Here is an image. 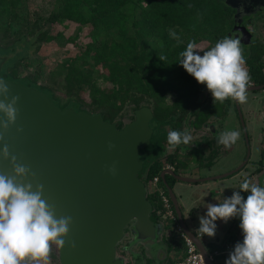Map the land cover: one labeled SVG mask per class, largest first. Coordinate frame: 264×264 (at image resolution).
Wrapping results in <instances>:
<instances>
[{
	"label": "trees",
	"instance_id": "obj_1",
	"mask_svg": "<svg viewBox=\"0 0 264 264\" xmlns=\"http://www.w3.org/2000/svg\"><path fill=\"white\" fill-rule=\"evenodd\" d=\"M26 4L27 0H0V57L4 58L1 78L40 91L61 109L73 105L77 111L97 113L103 121L114 123L116 129L126 123L121 115L123 110L131 120L133 110L146 107L151 113L149 123L158 132L167 129L160 140L152 135L151 144L155 139L167 142L169 131L182 132L184 126L194 133L198 122L215 110L213 103H203L202 84H197L180 66L179 54L189 41L214 46L225 38L231 10L223 0H53L52 9L41 26L37 19H29ZM71 26L87 29L82 35L84 41L79 42L75 33L64 36ZM170 29L175 30L182 43L170 38ZM48 41H63L64 49L75 52L64 63L66 71L61 90L66 100L62 104L49 87L36 85L29 77L17 76L20 62L30 60L41 44ZM160 55L166 59L159 60ZM62 67L56 66L57 74ZM246 67L250 81L259 83L258 61L249 56ZM54 75L51 72L48 77ZM81 92L85 93L86 101L79 97ZM166 95L173 96L168 105L164 104ZM211 146L207 164L217 154ZM164 160L174 169L188 162L176 160L174 154ZM160 171L156 158L144 164L142 161L136 177L145 188ZM164 180L170 188L175 182L167 175ZM158 186L164 189L160 180ZM145 198L151 208L149 220L162 226L160 238L166 252L163 263L174 264L182 257L183 244L172 231L164 237L166 227L159 222L161 205L156 194L145 192ZM238 235L242 242L240 230ZM234 239L235 236L225 237L221 244ZM221 246L211 245L209 250H221ZM171 251L175 253L174 259L168 258ZM54 258L59 264L57 250Z\"/></svg>",
	"mask_w": 264,
	"mask_h": 264
},
{
	"label": "water",
	"instance_id": "obj_2",
	"mask_svg": "<svg viewBox=\"0 0 264 264\" xmlns=\"http://www.w3.org/2000/svg\"><path fill=\"white\" fill-rule=\"evenodd\" d=\"M246 3L249 10L239 15V8ZM259 3L262 0H224L227 7L235 9L233 28L227 37L235 35L241 16L261 10ZM3 62L4 58L0 57V67ZM0 80L8 84L9 100L12 96L19 97L16 122L0 139V149L7 145L10 156L30 168L33 175L26 182L43 184L44 198L54 206L57 217L72 218L64 246L56 247L59 264H123L115 249L125 229L132 244L155 241L162 227L149 220L151 208L144 186L136 177L142 165L138 152L149 145V109L133 110V120L116 129L114 123L103 121L97 113L61 109L40 91L1 77ZM263 87L264 84L247 87L246 91ZM235 108L240 118L236 101ZM113 166L114 174L109 171ZM0 172L11 173L8 161L0 159ZM232 172L202 179L179 176L171 169L158 175L180 231L196 247L204 264L212 263L203 245L183 224L164 175L195 184L225 178ZM130 246L129 243L127 248Z\"/></svg>",
	"mask_w": 264,
	"mask_h": 264
},
{
	"label": "clouds",
	"instance_id": "obj_3",
	"mask_svg": "<svg viewBox=\"0 0 264 264\" xmlns=\"http://www.w3.org/2000/svg\"><path fill=\"white\" fill-rule=\"evenodd\" d=\"M171 39L182 43L175 30H169ZM197 44L189 41L180 52L179 64L197 84L206 86L213 101L233 99L247 101L246 89L250 74L239 39L226 37L209 50L197 51ZM164 61L166 56L160 55ZM9 87L0 80V139L15 124L18 96L8 99ZM20 131V129H17ZM239 138L237 131L219 134L217 143L226 149ZM190 132L172 130L167 134L169 150L190 145ZM113 147L109 145V148ZM0 159L9 162L10 174L0 172V264H49L52 246L62 248L70 231L72 218L57 217L55 208L44 198L43 184L30 181V168L10 156L7 145L0 149ZM113 174L115 167L109 169ZM248 193L243 197L241 193ZM238 217L243 240L237 243L225 264H264V187L244 179L238 191L217 204H208L199 218L198 232L208 237L215 235V221L227 222Z\"/></svg>",
	"mask_w": 264,
	"mask_h": 264
},
{
	"label": "rangeland",
	"instance_id": "obj_4",
	"mask_svg": "<svg viewBox=\"0 0 264 264\" xmlns=\"http://www.w3.org/2000/svg\"><path fill=\"white\" fill-rule=\"evenodd\" d=\"M52 4H53V0H27V4H26L27 16L31 21L32 19H37L38 25L41 26V24H43L42 23L43 19L52 9ZM258 19L259 18L255 17L252 20L258 21ZM252 30L255 32V34L258 33L257 28L255 26L252 28ZM86 32L87 29L84 28L77 29L76 27L71 26L69 32H66L64 36H66L68 33L71 34L75 33L77 39L80 42L81 40L83 41L85 40L84 38H82V35L85 34ZM63 47H64L63 41L44 42L43 44H41L38 51L34 53V56L30 60L21 61L18 67L16 68L18 77H29L31 80L35 82L36 85H41V86L43 85L49 87L52 90L53 95L57 98L59 104H62L66 100L65 94L61 90L63 87L62 76L65 74L66 71V66L64 63L65 62L68 63L69 59H71L75 55L74 51H72L67 47H65L64 49ZM211 47L213 46L205 44L204 42H198L196 50L203 53V51L209 50ZM57 65L63 66L61 68V71L59 70L58 74L56 73ZM51 72L54 73L55 75L52 78H49L48 75ZM207 93L210 94V92ZM246 95H247V101L245 103H240V111L245 121V128L250 140L248 164L244 169H246L249 165L252 164V162L255 161V159L258 158L257 145L259 143L264 145V95L260 91H258V93L256 94L248 93ZM79 97L86 101L84 92H81L79 94ZM172 100H173L172 95H166L164 98V104L168 105L171 103ZM53 103L56 104V106L58 105L54 101ZM82 108L86 109L84 106H82ZM66 109L77 111L73 105H69V107ZM121 115L124 121L127 122L129 120L128 116H126L125 110H123ZM205 119H207V117L203 118L202 121ZM226 120L227 121L225 122V126L227 127H225L224 130L228 129L229 131L239 132V138L237 139L235 144L232 145L230 152L228 154L226 153L223 154L222 157H220L219 159L217 158L218 160L214 161L215 163L210 168L203 169L200 168V166H198L196 162L197 160L196 158L199 157V155L198 152H196V150L194 149L193 143L191 142L192 143L190 144L191 148L188 149L190 158L189 160L186 159L188 160V162H186L184 166L179 167V170H177V175L193 178V179L209 178L227 173L232 169H234L235 167H237L242 162L245 154V147L239 125L236 122V117L233 114H230L229 111ZM149 124L150 126L153 127V124L151 123ZM184 127H182L183 131L186 129V127L185 128ZM188 131L190 132L193 140L195 137L193 135V132L191 130ZM156 142L157 140L155 139L154 141H152V144L149 143L147 147H145L142 150H139L138 152L139 158L141 161H143V164L144 162L153 160V158L157 156L159 152V147L156 144ZM246 171L248 170L246 169ZM238 177L239 178L243 177V174L239 173L234 177L232 176L231 180H228L226 183L221 181L227 179L228 176L225 178L206 181L197 184H187V183L175 181L174 187L172 188V192L175 198L178 200L179 203L178 207L181 213L183 224L190 232L196 235L197 233L196 227L199 228V218L206 214L207 205H208L207 199H209V197H212L211 190H214L216 185H227V183L229 185L230 183L232 184V182H234V184L241 182L239 181ZM257 181L259 182V185L261 187L264 185V173L262 176L257 177ZM204 183H207L210 186L211 190L206 192L201 188L200 191H196V192L190 191L193 189L192 187H194V185H200ZM201 193L204 194L206 193V195L203 196L204 198L199 202L195 203L194 205H190V207H193L194 210L190 209V207L188 208L183 207V203H189V201H187L188 196L190 197V199H195V197L198 195L200 196ZM244 197L246 198V196ZM186 205L188 204H185V206ZM195 209L198 210V213H196V217L194 216ZM239 222L240 221L238 217L229 219L227 223L226 222L224 223V221L222 222V220L215 221V225H216L215 235L213 237H208L207 235H203L202 238L201 237L199 238L201 239V243L203 244L206 253L211 254V250H209V245L213 243L215 240H221L223 235L232 236L234 230L239 229ZM222 223H224V225ZM163 226L166 225L163 223ZM226 227L227 228L230 227L229 231L223 232V230L226 229ZM125 231H126V235L121 240V242L119 243L116 249V255L117 257L119 256V258L122 257L121 259L123 261V264H133L134 261H136V264H164L163 261L166 257V252H165L164 244L161 240L159 241H157V239L155 241L145 240V241H138L132 244L131 235L128 233L127 229H125ZM166 233L167 232H165V234ZM237 236L240 238L239 235ZM164 237H166V235H164ZM127 238L130 239V244H131L130 256L124 255L119 252L121 246L128 240ZM223 247H224V243L222 245V248ZM55 251H56L55 245H53L50 253L49 264H58L56 259L54 258ZM168 258L170 259L175 258L174 251L173 252L171 251L168 254ZM228 258L229 256L222 255L218 257H213V260L215 264H225V261Z\"/></svg>",
	"mask_w": 264,
	"mask_h": 264
},
{
	"label": "flooded vegetation",
	"instance_id": "obj_5",
	"mask_svg": "<svg viewBox=\"0 0 264 264\" xmlns=\"http://www.w3.org/2000/svg\"><path fill=\"white\" fill-rule=\"evenodd\" d=\"M244 1L248 2L251 0H244ZM223 2H224V0H223ZM259 5L261 7L260 8L261 10L259 12L257 11L254 14H249L247 16H241V20L238 22V24L236 25L235 30H234L235 35L232 37V38H236V39L240 40L241 48H242V52H243V55L245 57V60L247 58H249V56H250V59H256L258 61V63L261 65V68H260L261 81L259 83H255L254 81L251 80V81H249V84L247 85V87L260 86V85L264 84V0H262V3H259ZM228 8L231 10V15H230L231 23H230V26L228 27V29L225 33V38L227 37V34L233 28V15L235 14V9L230 8V7H228ZM248 10H249V6H247V3H246V5H244L243 7L241 6L239 8V11H240L239 15L246 13ZM255 17L259 18L258 21H254L255 19L252 20ZM254 26L257 28V31H258L257 34H255V32L252 30V28ZM200 91H201L200 98L202 100H204L203 103L204 104L213 103L215 105V110L213 111L211 116L207 117V119L198 122V126L193 133V135L195 137L191 142L193 143V147L196 150V152H198V155H199V157L196 158L197 159L196 162H197L198 166H200V168H203V169L210 168L215 163L214 161H217L220 157H222L223 154H225V153L228 154L230 152L232 146L226 149L223 145H219L217 143V138H218L219 134L224 132V131H229L228 129L224 130V128L227 127V126H225V122L227 121L226 119H227L228 113L230 111V114H233L236 117V122L239 125L241 135H242V139L244 140L243 142H244V147H245V154H244V158H243L242 162L237 167H235L234 169L231 170L234 172H232L230 175H228V178H232V176L234 177V176L238 175L239 173L243 174V177H240L241 179L238 177L239 181H241V182H238L235 184V191L239 190L240 184L243 182L244 179H248L253 184L260 186L259 182L257 181V177L262 176L264 173V156H263L264 155V145L261 143H259L257 145L258 158L255 159V161L252 162V164L246 168L248 170V171H246V169H244V168L248 164L250 140H249V136L247 134L246 128H245V121H244L243 116H242L241 111H240V103L238 101H236L238 109H239V113H240V118H239L238 113L236 112V108H235V100L229 98V99H226L225 101H223L222 103L219 101L214 102L211 94L207 93L208 90L206 89L205 85H202V89H200ZM258 91H260L264 95V87L261 88V90H257V91H246V94H248V93L256 94V93H258ZM132 120H133V115H132V119L127 121L126 123H124L122 125V127ZM149 122H150V120H149ZM149 122H148V127L151 130L150 137L153 135V136H155V138H159V140H160V138H162L164 132L167 133V130L161 129L158 132L156 130V128H154V126L152 127L149 125ZM149 143H150V138H149ZM157 145L159 147V152L155 158L158 160L160 165H162V161L165 162L164 158L166 156H170L171 154H174V157L176 160H178V159L179 160H186V159L189 160V158H190L189 154H188V151H189L188 149L191 148L190 145H187V146L181 145V146L177 147L178 150L175 149L174 151L169 150V145L167 144V142L164 143L163 141H160V142L157 141ZM209 146H211L215 151H217V154H216L215 158L211 159L210 164H207L208 157L210 154V152H209L210 147ZM138 155H139V153H138ZM155 158H153V159H155ZM165 166H168V165H165ZM165 166H163V168H161V171L165 170V169H171L173 171V173H175L177 175V170H179V169H176V168L174 169L171 166H168L169 168H164ZM231 171H229V172H231ZM241 171H243V172H241ZM262 187H264V185ZM241 195L243 197L244 196L247 197L248 193L242 192ZM125 235H126V232H125L124 236ZM128 238H130V237H128ZM159 240H161V238L158 236L157 241H159ZM129 243H130V239H128L121 246L119 252L124 254V255L130 256L131 255V252H130L131 247L127 248ZM117 247H116V249H117ZM116 249H115V255H116ZM211 263L215 264L214 260H212Z\"/></svg>",
	"mask_w": 264,
	"mask_h": 264
},
{
	"label": "built area",
	"instance_id": "obj_6",
	"mask_svg": "<svg viewBox=\"0 0 264 264\" xmlns=\"http://www.w3.org/2000/svg\"><path fill=\"white\" fill-rule=\"evenodd\" d=\"M163 168V167H162ZM164 168H169L168 166H165ZM159 177L155 176L150 181L147 182L145 189L146 193L156 194L159 202H160V210L158 211L159 220L161 221V224H165L166 231L165 235L168 236L170 231L177 233L179 235V238L183 244V250H182V257L179 261L175 262L174 264H204L201 256L196 249V247L193 245V243L180 231L175 215L173 213L171 204L169 202V199L167 195L165 194V189L158 186ZM172 225L173 227H171ZM201 243V237L200 233L193 234ZM202 244V243H201ZM203 245V244H202ZM204 247V246H203ZM205 249V248H204ZM228 245H224L223 249L221 250H212L211 254H207L208 260L211 262L213 260V257H218L222 255L228 254Z\"/></svg>",
	"mask_w": 264,
	"mask_h": 264
},
{
	"label": "crops",
	"instance_id": "obj_7",
	"mask_svg": "<svg viewBox=\"0 0 264 264\" xmlns=\"http://www.w3.org/2000/svg\"><path fill=\"white\" fill-rule=\"evenodd\" d=\"M194 163V162H193ZM192 163V164H193ZM164 164V165H163ZM165 165H168L166 162H164V161H162V165H161V168L163 167V166H165ZM169 166V165H168ZM228 180H231V178H227V179H225L224 181H221V182H224V183H226ZM195 184H197V183H195ZM229 186V187H228ZM174 187V183H173V185H172V187H171V189ZM193 189L192 190H190L191 192L192 191H194V192H196V191H200V189L202 188L204 191H206V192H208L209 190H211L210 189V186L207 184V183H204V184H200V185H194V187H192ZM233 191H235V184H234V182H232V184L230 183L229 185H228V183H227V185H216L215 186V188H214V190H211V192H212V197H209V199H207L208 200V204H217V203H220V202H222L223 201V199H225V198H229L231 195H232V193H233ZM204 195H206V193L204 194V193H201V195L199 196H196L195 197V199H190V197L188 196V198H187V201H189V203H183V207H186V208H188V207H190V205H194L195 203H197V202H199L200 200H202L204 197ZM192 198V197H191ZM176 202H177V205L179 204L178 203V200L176 199ZM185 204H188V205H186L185 206ZM190 209H192V210H194V208L193 207H190ZM196 213H198V210H196L195 209V214H194V216L196 217ZM194 217V218H195ZM223 222V221H222ZM225 223V222H224ZM224 223H222L223 225H224ZM227 223V222H226ZM162 227V226H161ZM229 229H230V227H226V229H224L223 230V232H227V231H229ZM198 230V228L196 227V231ZM239 230H240V228L239 229H237V230H234V233H233V235L232 236H235V239L233 240V242H231V243H224V245L226 244V245H228V254H226L227 256H229V254L234 250V247H235V245L237 244V243H240L241 242V239L237 236L238 234H239ZM241 231V230H240ZM197 233H199L198 231H197ZM161 234V233H160ZM160 234L158 235L159 237H160ZM201 234V233H200ZM164 235H165V232H164ZM203 236H202V234H201V238H202ZM225 237H228V236H224L223 235V237L221 238V240H215L213 243H211L209 246H211V245H219V246H221V245H223V244H221L224 240H225ZM221 248H222V246H221ZM223 249V248H222ZM217 250V249H216ZM134 264V263H133Z\"/></svg>",
	"mask_w": 264,
	"mask_h": 264
}]
</instances>
